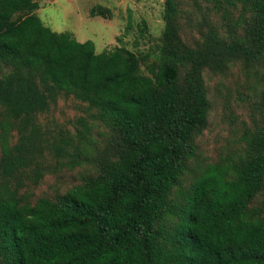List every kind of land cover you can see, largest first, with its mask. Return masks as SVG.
Segmentation results:
<instances>
[{
    "label": "trees",
    "instance_id": "1",
    "mask_svg": "<svg viewBox=\"0 0 264 264\" xmlns=\"http://www.w3.org/2000/svg\"><path fill=\"white\" fill-rule=\"evenodd\" d=\"M38 4L0 0V264H264V0H163L146 53Z\"/></svg>",
    "mask_w": 264,
    "mask_h": 264
},
{
    "label": "rangeland",
    "instance_id": "2",
    "mask_svg": "<svg viewBox=\"0 0 264 264\" xmlns=\"http://www.w3.org/2000/svg\"><path fill=\"white\" fill-rule=\"evenodd\" d=\"M37 16L42 23L54 32H68L78 42L92 41L95 52L110 51L119 45L127 47L133 52L146 53L154 49L163 29V0H36ZM97 6L110 11V17L90 15V10ZM131 13V14H130ZM129 14L131 21L129 20ZM145 23L146 30L140 35L139 26ZM128 25H131L126 32ZM234 77L228 81L221 79L234 92L230 102L224 106L223 102L215 105L211 131L206 136L212 148H205V154L215 158L223 145V135L220 114L235 112L238 103L237 89ZM218 77L207 78L206 82L213 90L217 87ZM242 89H240L241 91ZM224 92V91H223ZM241 106V104H240ZM239 107L236 112H238ZM248 114V109L241 107ZM222 136V138H219Z\"/></svg>",
    "mask_w": 264,
    "mask_h": 264
}]
</instances>
